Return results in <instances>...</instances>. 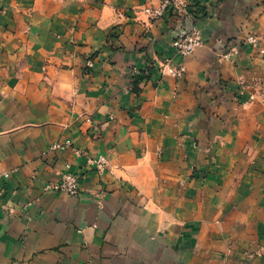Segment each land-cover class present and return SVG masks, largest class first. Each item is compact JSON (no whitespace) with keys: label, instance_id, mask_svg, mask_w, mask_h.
Listing matches in <instances>:
<instances>
[{"label":"crops","instance_id":"1","mask_svg":"<svg viewBox=\"0 0 264 264\" xmlns=\"http://www.w3.org/2000/svg\"><path fill=\"white\" fill-rule=\"evenodd\" d=\"M159 2L0 0V264H264L244 254L264 246V54L246 42L264 47V0L150 22ZM188 23L204 43L184 57ZM66 162L80 194L45 191Z\"/></svg>","mask_w":264,"mask_h":264},{"label":"built area","instance_id":"2","mask_svg":"<svg viewBox=\"0 0 264 264\" xmlns=\"http://www.w3.org/2000/svg\"><path fill=\"white\" fill-rule=\"evenodd\" d=\"M168 10H173L182 17L189 16L191 18L194 16L193 13H191L189 0H160L158 4L150 3L141 9L142 13L148 17L150 22L161 19ZM249 40L254 42V36L249 37ZM203 43L204 41L200 30L194 26L190 31L176 37L173 40L172 45L177 53L186 57L193 54L198 47L203 45ZM236 53H238V47L233 46L224 53V56L229 58ZM185 71V65L172 66L167 64L164 67L165 73L173 75L177 78L181 77ZM72 147L73 145L70 140L55 142L44 152V154H47L50 151ZM74 150L78 156H84L87 166H94L98 171H103L108 167V159L106 156L100 155L98 157H92L79 148H75ZM83 172L84 171H73L72 164L66 162L63 169L59 173L58 179L47 182L44 186V190L77 196L81 192L80 181L83 178ZM4 175L5 177H9L10 173L5 172Z\"/></svg>","mask_w":264,"mask_h":264},{"label":"rangeland","instance_id":"3","mask_svg":"<svg viewBox=\"0 0 264 264\" xmlns=\"http://www.w3.org/2000/svg\"><path fill=\"white\" fill-rule=\"evenodd\" d=\"M191 6V5H190ZM23 12V11H22ZM142 12V11H141ZM194 12H195V10H191V13H193L194 14ZM33 13V9H32V6L31 7H28V10H27V15H28V17H30V15H33L32 14ZM33 17H34V15H33ZM113 33H116V32H114L113 30H111L110 32H109V36L111 37V36H113L114 34ZM254 36V42H251L250 40H249V37H253ZM246 42L248 43V44H251V45H253V46H255V47H257L258 49H259V52L260 53H262V54H264V47H261L260 46V39H259V36L258 35H256V34H250L249 36H248V38H247V40H246ZM233 46H237L238 47V52L240 51V49H239V45L238 44H236V45H231V46H229V48H228V50L231 48V47H233ZM227 50V51H228ZM225 53V52H224ZM238 53H236V54H234V55H232L231 57H225L226 59H233L234 58V56L235 55H237ZM224 55V54H223ZM94 59L92 58V57H88L86 60H85V64H84V68L85 69H91L93 66H94ZM141 71H139V72H135V70H134V78H135V76L136 75H138L139 73H140ZM133 91L136 93V94H140V91H139V89H133ZM256 95V94H255ZM253 93L252 94H250V95H248V100L247 101H244V102H246V104H248V103H250L251 104V102L252 101H254L255 100V98H256V96H255ZM239 100H241V99H239ZM195 140V139H194ZM193 145H194V147L196 148V149H198V150H203V151H201V152H203L204 153V150H205V148H207V146L206 147H204V149L202 148V149H199L200 148V145H199V143H198V141L197 140H195L193 143H192ZM263 146H264V143H263ZM203 153H201V156L202 157H204V154ZM207 159V157H205L204 158V160H206ZM255 161H256V159H255ZM193 168V171H192V176H196V177H201V178H203V177H206L207 175H206V172H204V171H201V170H196L194 167H192ZM199 172V173H198ZM244 254H245V256L247 257V259L248 260H250V259H254L256 256H260V257H262L263 259H264V246H260V247H257V249H254V250H246V252H244ZM250 262V261H249Z\"/></svg>","mask_w":264,"mask_h":264},{"label":"trees","instance_id":"4","mask_svg":"<svg viewBox=\"0 0 264 264\" xmlns=\"http://www.w3.org/2000/svg\"><path fill=\"white\" fill-rule=\"evenodd\" d=\"M146 72L141 71L138 75L135 76L134 80H133V89H138L137 85L142 82V80H144L147 76Z\"/></svg>","mask_w":264,"mask_h":264},{"label":"water","instance_id":"5","mask_svg":"<svg viewBox=\"0 0 264 264\" xmlns=\"http://www.w3.org/2000/svg\"><path fill=\"white\" fill-rule=\"evenodd\" d=\"M188 24H189V23H188ZM193 27H194V26H193L192 24H189L188 27H187V31H186V32L190 31ZM186 32H185V33H186Z\"/></svg>","mask_w":264,"mask_h":264}]
</instances>
